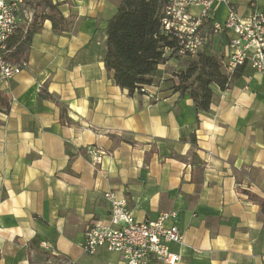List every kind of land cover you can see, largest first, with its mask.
<instances>
[{
  "label": "crops",
  "instance_id": "obj_1",
  "mask_svg": "<svg viewBox=\"0 0 264 264\" xmlns=\"http://www.w3.org/2000/svg\"><path fill=\"white\" fill-rule=\"evenodd\" d=\"M118 3L62 2L70 30L44 21L27 70L0 89V264H124L81 246L87 226L107 220V192L139 222L176 213L177 264H264V76L239 68L224 90L211 85L209 110L197 112L175 88L195 57H170L144 93L129 94L103 62ZM229 7L247 16L264 12V0H213L201 53L222 65L233 34L212 25Z\"/></svg>",
  "mask_w": 264,
  "mask_h": 264
},
{
  "label": "built area",
  "instance_id": "obj_2",
  "mask_svg": "<svg viewBox=\"0 0 264 264\" xmlns=\"http://www.w3.org/2000/svg\"><path fill=\"white\" fill-rule=\"evenodd\" d=\"M213 0H166L160 21L164 32L176 39L177 46L169 51L175 57H195L203 50L206 37L201 26L209 17ZM199 7L200 15L192 16L188 10ZM31 11L24 0H0V89L9 79L27 70L25 62L11 59L14 36L25 32L31 22ZM24 26V27H23ZM212 31L231 32L227 43L228 59L223 63L225 74L231 77L239 68L250 66L264 76V12L240 16L229 7L223 23H213ZM144 93V87L140 88ZM100 158L96 157L95 162ZM109 204L105 222L95 221L87 226L82 250L94 255L98 249L119 254L124 264H177L180 255L172 245L183 243V233L172 224L175 212H161L155 219L139 222L129 210L127 200L112 192L103 195ZM47 248V244L42 243Z\"/></svg>",
  "mask_w": 264,
  "mask_h": 264
},
{
  "label": "trees",
  "instance_id": "obj_3",
  "mask_svg": "<svg viewBox=\"0 0 264 264\" xmlns=\"http://www.w3.org/2000/svg\"><path fill=\"white\" fill-rule=\"evenodd\" d=\"M65 1L70 0L62 2ZM165 1L119 0L116 13L108 22L104 66L112 72L115 85L126 89L129 94L151 85L157 67L170 57H175L173 54L167 56L165 52L168 49L174 51L177 46L176 39L166 34L161 27ZM62 2H26L28 8L33 10L32 20L25 32H19L12 39L14 50L11 59L15 63L23 61L29 42L40 31L44 21L51 23L55 33L70 30L71 22L58 9ZM239 75L237 70L228 77L218 57L199 53L189 62L185 71L176 75L179 83L175 88L180 95L188 94L197 112H207L212 97L211 85L216 84L224 90Z\"/></svg>",
  "mask_w": 264,
  "mask_h": 264
},
{
  "label": "rangeland",
  "instance_id": "obj_4",
  "mask_svg": "<svg viewBox=\"0 0 264 264\" xmlns=\"http://www.w3.org/2000/svg\"><path fill=\"white\" fill-rule=\"evenodd\" d=\"M29 10L31 11V15H32V13H33L32 8H30ZM31 20H32V16H31ZM23 27H24V26H23ZM20 32H22V31H20Z\"/></svg>",
  "mask_w": 264,
  "mask_h": 264
}]
</instances>
